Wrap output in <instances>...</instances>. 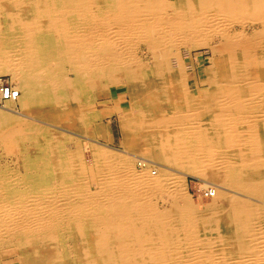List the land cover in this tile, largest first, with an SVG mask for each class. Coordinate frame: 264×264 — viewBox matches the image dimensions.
I'll list each match as a JSON object with an SVG mask.
<instances>
[{"label": "bare ground", "instance_id": "6f19581e", "mask_svg": "<svg viewBox=\"0 0 264 264\" xmlns=\"http://www.w3.org/2000/svg\"><path fill=\"white\" fill-rule=\"evenodd\" d=\"M3 74L4 103L78 135L116 112L96 90L131 108L114 147L3 107L0 264H264V0H0ZM190 174L211 204L187 201Z\"/></svg>", "mask_w": 264, "mask_h": 264}, {"label": "rangeland", "instance_id": "374dc122", "mask_svg": "<svg viewBox=\"0 0 264 264\" xmlns=\"http://www.w3.org/2000/svg\"><path fill=\"white\" fill-rule=\"evenodd\" d=\"M187 59V65H188V70H189V78L191 80V83L193 82L194 78V74H193V69L191 68V64H192V61L190 60L189 57H186ZM205 58H206V54L204 55H199L198 57V61H196L195 63V69L197 70V73L199 74V76L201 78H205L206 77V66H207V63L205 62ZM191 62V63H190ZM189 63V64H188ZM205 66V67H204ZM199 67V68H198ZM1 76H7L8 78L11 79V77L9 75H1ZM14 81V80H13ZM97 97L99 96V99H98V102L101 103V105H106V104H109L111 106H114L115 107V110L116 112L114 111L113 113H111V115H107L106 117H104L102 120H99L98 122L102 125V132L100 133H97L96 134H84V133H80V135H78L79 133V130L78 129H74V128H71L70 131L71 132H74V133H71V132H67L65 131L63 128H65V126L60 122L61 119L59 120V122L55 119V114L56 112L54 111H51L52 114L50 115H46V113L44 112H39L38 111H32V112H26V111H22L20 110L21 108V103L20 101H18L17 103H4L2 105H0V111H6V110H3L5 108H3L4 106L6 107H10L11 109L13 110H16V111H19V112H22L25 117H22L20 114H17L18 116H21L23 118V121H26L27 120L28 122H30V124H34V125H38L40 127L41 125V129L37 126H35V132L36 134H41L43 132H46V129H49V133H53L52 135H55L56 137L59 136V133H60V136L63 135L64 133L67 134V135H71V139L73 141H69V143L71 145H78L79 143H83V142H89V143H95L97 144V142L95 141V139H98L99 141L101 142H105V138H108L110 140H114L115 142L111 143V146H114V147H119L121 142H122V130L120 129L121 126H120V111H129L130 108H131V105L129 103V97L127 96V89L122 87L118 90H116L115 88H111L110 91H106V90H96L94 92ZM108 93V94H107ZM107 94V95H106ZM106 97V98H104ZM111 99V100H110ZM112 102V103H111ZM18 104V105H17ZM10 105V106H9ZM14 105V106H12ZM16 106V107H15ZM122 109V110H121ZM53 110V109H51ZM34 114V115H33ZM27 115V117H26ZM32 115V116H31ZM57 116V115H56ZM29 117V118H28ZM32 117V118H31ZM109 117V118H108ZM119 117V118H118ZM36 119V120H35ZM106 121H105V120ZM119 119V120H118ZM26 121V122H27ZM40 121V122H39ZM52 121V122H51ZM35 122V123H33ZM43 122V123H42ZM45 122V123H44ZM107 124V125H106ZM45 125V126H44ZM110 125V126H109ZM44 126V127H43ZM52 126H54L55 129H52ZM59 129H58V128ZM60 127H63L62 129ZM57 128V129H56ZM40 129V130H39ZM54 130V131H53ZM61 130V131H60ZM104 130L106 131H109V133H106ZM56 131V132H55ZM63 131V132H62ZM62 132V133H61ZM76 132H78L76 134ZM106 133V134H104ZM112 134L114 135V139L112 137ZM77 135V137H76ZM87 135V136H86ZM75 136V137H74ZM79 136V137H78ZM82 136V137H81ZM93 136V137H92ZM70 137V136H69ZM85 137V138H84ZM90 137V138H89ZM87 138V139H86ZM42 140H46V138H43L42 137ZM84 140V141H83ZM94 140V141H93ZM22 142L23 143H20V145H22V147L24 149H27L28 147L32 148V145L30 144L31 142L27 141V140H23L22 139ZM28 146H27V145ZM69 144V145H70ZM114 144V145H113ZM0 165L2 166H5V165H11L13 167V165H15L17 162V159H16V155L15 153H12L10 155V153H7L4 148L5 146L3 145V143L1 142L0 143ZM17 146V145H16ZM19 146H17L19 148ZM27 146V147H26ZM23 149V150H24ZM4 150V151H3ZM133 152V151H131ZM136 154H138V156H143V154L141 152H136ZM14 156V157H13ZM12 160V161H11ZM5 162V163H4ZM9 162V163H8ZM11 162V163H10ZM136 162V161H135ZM135 167L138 171H141L142 168H141V165L140 164H136L135 163ZM151 168H154L153 166H150ZM150 168V169H151ZM157 169V168H156ZM157 172H159L157 170ZM157 175V174H156ZM194 178H198V179H201L200 177H198L197 175H188L187 178L185 179L186 180V192H187V201L194 204V205H198L200 207H204L206 205H209L213 202V199L211 198H198L196 195H195V186H196V182L193 180ZM202 180V179H201ZM213 183V182H212ZM211 183V184H212ZM214 184H217V183H213ZM216 186V185H214ZM189 196V197H188ZM157 202L158 203V206L159 208L163 209L164 207H167L168 204L162 200H158ZM163 202V203H162ZM162 205V206H161ZM204 205V206H203ZM12 264H19L18 262V258L15 257L14 258V261Z\"/></svg>", "mask_w": 264, "mask_h": 264}, {"label": "built area", "instance_id": "2783aa9c", "mask_svg": "<svg viewBox=\"0 0 264 264\" xmlns=\"http://www.w3.org/2000/svg\"><path fill=\"white\" fill-rule=\"evenodd\" d=\"M18 97L19 91L15 89L10 78L7 76H0V105L8 100H17ZM193 180L196 182L195 195L198 198H212L215 195L216 187L213 184L198 178H194Z\"/></svg>", "mask_w": 264, "mask_h": 264}, {"label": "crops", "instance_id": "0c3cea01", "mask_svg": "<svg viewBox=\"0 0 264 264\" xmlns=\"http://www.w3.org/2000/svg\"><path fill=\"white\" fill-rule=\"evenodd\" d=\"M112 137H113V139H114V135L112 134Z\"/></svg>", "mask_w": 264, "mask_h": 264}]
</instances>
